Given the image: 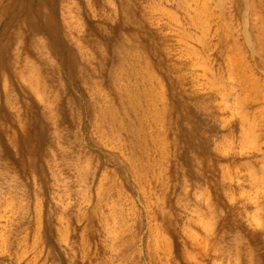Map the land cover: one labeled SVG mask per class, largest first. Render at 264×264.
Wrapping results in <instances>:
<instances>
[{"label": "rangeland", "instance_id": "1", "mask_svg": "<svg viewBox=\"0 0 264 264\" xmlns=\"http://www.w3.org/2000/svg\"><path fill=\"white\" fill-rule=\"evenodd\" d=\"M43 1V10L55 8L57 28L79 39L85 54L80 63L79 51L68 41L76 56L71 74L58 64L61 54L42 44L49 37L34 36L25 22L26 6L39 1L0 0V59L11 61L17 54L18 61L25 56L36 61L50 85L43 99L53 112L8 66L0 67V264H248L249 254L254 264H264V238L250 212L262 187L245 184L241 191L237 184L245 173L237 163L256 150L264 156L262 116L255 112L253 139L217 140L212 168L204 177L208 183L204 178L196 183L193 149L174 140L180 96L187 102L191 126L200 124L209 137L224 132L217 117L223 118L224 107L234 104L238 92L224 71L230 55L224 49L226 32L242 42L237 30L241 0H206L209 15L202 16L204 27L198 28L189 23L183 7L189 0ZM64 19L68 25L63 28ZM183 28L193 37L189 43L197 56L181 50L178 34ZM202 28L207 32L204 45L196 41ZM129 52L149 62L152 84L156 89L164 84L166 91L168 158L161 177L149 178L141 187L121 163V150L126 155L128 150L117 144L126 142V136L95 131L91 124L97 110L87 111L89 100L100 104L98 90L115 107V116L121 115L113 84L140 82ZM242 52L263 76L261 56ZM179 74H184L183 84ZM202 102L208 105L207 114ZM129 116L133 118L131 112ZM236 122L230 120L229 126ZM41 138L37 149L35 140ZM217 159L229 166L224 184L213 170ZM76 165L87 169L83 183L77 182Z\"/></svg>", "mask_w": 264, "mask_h": 264}, {"label": "bare ground", "instance_id": "2", "mask_svg": "<svg viewBox=\"0 0 264 264\" xmlns=\"http://www.w3.org/2000/svg\"><path fill=\"white\" fill-rule=\"evenodd\" d=\"M38 1L39 3L35 7H32L30 4L26 6L25 22L30 27L34 36L46 35L49 37L48 41H43L42 44L47 48L49 46V49L54 53H60L61 60H58V64L73 74L71 62L73 59H76V56L72 57L73 52L71 53L68 41L71 40L74 43L76 49L79 51L77 60L82 63L81 59L85 53L83 54L80 51L82 49L80 40L75 38L70 32L64 31L63 34L62 30L56 26L58 22L55 8L52 6L48 11H45L43 10L47 6L44 3L45 1ZM189 1L191 3L183 4L185 12L189 17V23L196 28L204 27L201 18L206 13L209 15L207 1ZM228 1L233 2L234 0ZM241 2L242 6L237 20V30L239 27V30L242 32V42L240 43L238 39L232 38L230 32H226L229 38L225 40L224 49L230 55L226 58L224 71L228 73L227 78L233 77L238 92L234 96V104L224 107L225 115L223 118L217 117L222 120V126L225 128L224 132L215 135V137H209L210 134L208 136L203 134L200 124L197 123L195 126H191V116L185 111L187 102L182 99V96L179 97V115L176 118L179 130L174 140L176 142L188 143V146L193 149V177L196 183L203 179L211 170L210 159L213 152L218 148L220 142H217L218 139L222 140L231 136L245 143L255 136V122L257 121L255 112L259 113L264 120V69H262L263 76H258L253 65L250 64V60L242 52V48L246 49L247 52H251V57L253 56L252 52H257L261 56L260 62L264 63V0H241ZM62 10L63 7H60V12ZM62 23L63 28L68 25L65 19L64 21L62 20ZM223 27L225 28V26ZM206 33V30L202 28L201 36L196 41L199 40L204 45ZM178 38V43L181 45V50L184 51V54L186 53L191 57L197 56V50L189 43L190 40L194 41V39L186 32L185 28L178 34ZM219 43L220 41L218 40L215 46H218ZM6 48L8 47H3V49ZM164 51L170 54V49L167 46L164 48ZM17 58V54L12 56L11 61L2 57L0 59V67L7 68L8 66L16 74L15 77L40 98V102L47 103L45 106L46 110L52 115L50 101L43 99L51 90L50 85H47L39 65H37L36 61L27 59V56L22 61H18ZM128 58L133 72L139 76L141 83L113 84V94H115L118 100V108L121 111V115L119 117L115 116V107L105 94L98 90L97 94L101 101L100 104L89 100L87 111L91 114L92 111L97 110L91 124V127L95 131L98 132L103 129L105 135L113 138L121 135L120 132L126 136V142L117 144L119 148L128 150V155L121 150V163L125 165L126 172L134 183L141 187L149 178L156 180L161 177L164 171L163 164L168 158L169 138L166 136L165 129L167 115L166 91L164 84H161L162 86L156 84L159 86L158 89L154 87L155 84H152L153 74L148 61H142L141 57L132 52L128 53ZM13 60L14 62H12ZM251 60L253 62V59ZM217 70H221V68L219 67ZM183 75H178V82L180 84H183ZM143 104L146 106L145 109L142 108ZM159 105L160 108H158ZM201 110L203 113H206L208 105L202 102ZM175 111L176 109L174 108ZM129 112L132 113L133 118H130ZM232 119H236L237 122L229 126ZM199 122L207 129L204 120L201 119ZM209 131H211L210 128ZM41 140H35V147L37 149L42 145L43 139L41 138ZM29 143L28 141L27 144ZM258 152L259 150H256V154H252L247 160L237 163V166L245 172L238 178L237 184L241 191H244L243 186L245 184H250L251 188L256 189L262 187L261 199L256 198L252 200L250 212L255 219L256 225L262 231L264 238V156L260 157L257 154ZM152 154H157L158 159L154 158ZM206 156L207 161L205 159ZM204 161H206V164L202 165ZM258 163L261 164L258 165ZM74 167L77 173V182L83 183V178L87 176V169L82 165ZM204 167L206 169L202 173V168ZM228 168L229 166L219 159H217L213 166L214 172L218 177L220 176L222 183L225 180ZM154 169L157 170V173L154 172ZM259 173H263V180L259 176ZM203 180L206 183L209 182L206 178ZM223 187L225 186L223 185ZM215 188L216 190H220V185ZM207 208L209 210L212 207L208 204ZM207 222L208 226L211 227L212 222L210 220ZM251 257L252 254H249L248 264H254Z\"/></svg>", "mask_w": 264, "mask_h": 264}]
</instances>
